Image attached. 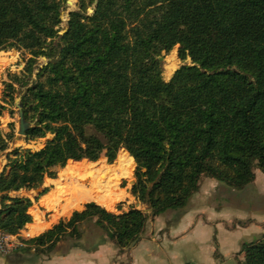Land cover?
<instances>
[{"label": "trees", "instance_id": "16d2710c", "mask_svg": "<svg viewBox=\"0 0 264 264\" xmlns=\"http://www.w3.org/2000/svg\"><path fill=\"white\" fill-rule=\"evenodd\" d=\"M67 1L0 0V52L18 48L32 56L26 80L13 75L6 84L11 103L14 84L26 88L25 140L56 133L38 151L7 154L0 231L20 236L33 222V201L11 192L40 189L63 168L60 179L78 178L86 164L81 176L122 168L98 167L103 157L136 164L131 194L150 213H113L114 201L100 206L109 198L97 192L69 219L37 237L21 236L22 250L48 256L89 229L124 252L150 219L186 208L203 178L243 191L256 181V169L264 173V0H98L95 7L96 0H78L61 34ZM176 46L191 65L167 82L163 57ZM39 57L50 62L30 83ZM12 138L0 136V154ZM43 204L57 208L55 200ZM35 220L32 236L47 227L37 211ZM240 253L238 264H264V239L244 243Z\"/></svg>", "mask_w": 264, "mask_h": 264}, {"label": "rangeland", "instance_id": "374dc122", "mask_svg": "<svg viewBox=\"0 0 264 264\" xmlns=\"http://www.w3.org/2000/svg\"><path fill=\"white\" fill-rule=\"evenodd\" d=\"M78 10V0H68L63 14H62V25H61V31L62 34L68 27V22L70 20V13L73 11ZM89 9V13H92L93 10ZM179 46H176L169 54H165L163 57V78L165 81H169L173 74L183 65H191V59L190 58H181L179 57ZM32 56L24 50H19L18 48L10 49L9 51H2L0 52V109L2 110V115L0 116V136H2L4 139H8V135H13V138L9 140V148L5 152L0 154V169L5 168L7 165V154L11 153L15 149L19 148L21 150H32V151H38L42 149L46 142L48 140H51L55 137L56 133H47L45 138L37 139L35 141H26L24 136L18 135V129H19V112H20V105H22L23 110V104L21 103V98L25 92L26 88H21L19 84H14V87L16 89L14 93V102L11 103L10 98L8 97L9 91L7 90L6 84L11 83V76L17 75L21 79L26 80V67L29 64L30 59ZM57 57L51 59V61L55 62L57 61ZM168 59V60H167ZM172 60V62H170ZM168 61V62H167ZM177 61V62H176ZM50 60L46 57H39L33 62V68L34 73L32 77H30V83L36 79V75L39 72L40 68L45 66L47 63H49ZM173 64L176 65L174 73L170 74L168 71L167 66H171ZM125 151V150H122ZM121 151V152H122ZM120 154V153H119ZM119 156V155H118ZM132 158V157H131ZM87 161V160H86ZM124 162H127L128 165L124 164ZM98 163V167L109 165H121L122 168L112 169L109 172H101V174L97 176H91L89 173H85L81 176L82 169L86 167V165L80 170L79 177L75 178L78 180L80 179H86L88 182L91 180L97 184V192H102L106 197H108V204L113 202L112 206V212L119 214L120 211H118V208L123 211H128L130 208L134 207L136 209L145 210L144 206L138 201L135 200L133 195L131 194V189L135 183V169L136 164L134 167L130 164L127 160L122 161H115L114 164H108L106 158H101L99 161L95 162ZM90 164V163H88ZM64 169V168H63ZM63 169L58 170L57 179L59 180ZM126 173V174H125ZM257 174V180L255 183L248 186L243 191H237L234 189H231L227 187L225 184L220 183L218 181L203 178L201 180V190L198 191V194L202 192L203 187L206 188L209 186L208 184L211 182H214L224 188L225 191L218 189V191L209 197L208 193H206L204 196H208L207 199L204 201L205 204L203 207L204 209V218L206 221L209 219L211 221H216L219 216L227 215L228 219L233 220L232 224L233 226H229L231 229L235 227H239L242 225L245 227L255 226L260 227L262 231L264 230V224L263 226H258V222L263 218L264 216V202L262 201L261 197V180L264 179V173H262L260 170L256 169ZM125 178L113 182L116 178L120 176H126ZM71 177H65L58 181V183L51 182L46 179L45 183L41 190H44L45 188H48L49 192L45 194L44 196H41L37 199V196L40 194H37L35 190L32 191H24L23 195H18L16 197H29L33 201V206L30 209V214L35 217V211L39 212L41 214V217L44 218L50 225V223L57 221L59 219H67L68 216L76 211V210H83L82 207L88 203H82L80 204L79 208L77 209H66L65 206L67 204V200L69 197V191L67 189L68 185L71 183L70 181ZM73 179V178H72ZM75 185L83 184V182H73ZM77 183V184H76ZM114 186L116 188H114ZM112 188V190H110ZM110 190V191H109ZM206 191V190H204ZM42 192V191H41ZM50 193H55V201L57 202V208L52 210H48L44 204L43 199L45 196H47ZM210 193V192H209ZM197 194V193H196ZM202 194V193H201ZM65 198V199H64ZM61 200V204H60ZM207 202V203H206ZM138 203V204H136ZM36 204V206H34ZM107 204V203H106ZM106 204L100 205V206H106ZM107 204V205H108ZM121 206V207H120ZM124 206L126 207V210L124 209ZM146 211V210H145ZM111 212V211H110ZM225 216V221L228 220ZM199 230L200 234L198 237L190 238V240H193L195 243L196 249H194L193 252H200L202 256L205 258H202V261H200L199 257L195 258V260H188L189 264H209L210 260H220L221 259V250L219 248L220 242H221V248L222 250H226L225 244L230 249V232H227V237H225L224 231L220 229H216L215 226L207 225L203 228H196ZM226 230V229H225ZM90 232L91 230H87ZM253 231H249L246 233L247 236L251 237L248 239V242L257 241L260 239H264V232L257 235H252ZM251 233V234H250ZM22 234V233H21ZM250 234V235H249ZM192 235H195L192 232ZM242 234L235 233L234 236L241 237ZM252 235V236H251ZM215 236V237H214ZM25 238H29L27 236H23ZM173 237V236H172ZM183 241H179V244H181ZM247 243V241H246ZM224 250V251H225ZM216 252V255L214 258L210 257L209 260H207V254L208 252ZM239 255V256H238ZM237 256L238 258L234 259V261L231 264H238L240 259H243V255L239 253Z\"/></svg>", "mask_w": 264, "mask_h": 264}, {"label": "crops", "instance_id": "0c3cea01", "mask_svg": "<svg viewBox=\"0 0 264 264\" xmlns=\"http://www.w3.org/2000/svg\"><path fill=\"white\" fill-rule=\"evenodd\" d=\"M2 171L3 169H0V173ZM48 180L51 182L52 179ZM52 182L55 183V181ZM208 185L209 186L206 188L203 187L202 194H198L197 192V194L191 198L186 208L181 210H171L159 217L150 219L141 240L124 252H121L113 243L103 240L104 237L94 231L93 233L88 232L85 234L80 241L59 242L55 250L48 256L38 252L34 248L30 250L20 249L9 254L0 253V264H189L188 260L190 259L195 260V258L198 257L200 261H202V258L205 259L200 252H193L196 247L195 243L193 240H190V238L198 237L200 234L199 230L196 228H203L209 224L215 226L216 229L224 231L226 238H228L227 232L231 233L229 238L231 245L230 249L225 244L226 250H222L220 242L219 248L222 251L221 259L210 260L209 264H231L235 258H238L242 245L246 243V241L248 242V239L251 238L247 236L246 233L253 231L252 235H257L264 232V230L262 231L259 229L260 227H245L243 225L242 227L239 226L231 229L228 227V224L229 226H233V220H229L227 215L219 216L216 221H211L210 219L209 221H206L203 219L205 209V207H203L205 204L204 201L208 197L204 195L208 193L211 198L218 189L225 191L224 188L214 182H211ZM260 185L262 190L260 195L264 202V179L261 180ZM96 190L94 191V195ZM110 190H112V188ZM24 191L25 190L11 192L10 196L16 197L18 195H23ZM54 194L55 193L48 194L43 200H55ZM93 201L94 196L91 202ZM34 206H36V204H34ZM144 207V209L150 213V209L146 206ZM83 208L84 206L82 209ZM124 209L126 210L125 206ZM225 216H227L226 218L228 220L225 221L224 219H219L220 217L224 218ZM70 217L71 216L69 215L67 219ZM41 220L43 221L41 225H47L45 229L35 236L30 235L31 227L36 225V220L33 216V222L28 224L26 229L22 231V236H27L29 238L37 237L60 221L59 219L49 225L44 218L41 217ZM258 224H260L258 226H263L264 216ZM192 232L195 235H192ZM235 233H240L242 235L237 238V236H234ZM180 240L183 241L181 244H179ZM215 256H217L215 251L208 252L207 260H209L210 257L214 258Z\"/></svg>", "mask_w": 264, "mask_h": 264}, {"label": "bare ground", "instance_id": "6f19581e", "mask_svg": "<svg viewBox=\"0 0 264 264\" xmlns=\"http://www.w3.org/2000/svg\"><path fill=\"white\" fill-rule=\"evenodd\" d=\"M170 62H172V60ZM167 67H168L167 69L170 74L174 73V70L176 67L175 64L172 63L171 66H167ZM58 181H55V184L58 183ZM70 181L71 183L67 187L69 191V197L67 200H65L67 201V204L65 206L66 209H70V210L77 209L79 208L80 204L85 203V202H91L93 200L94 191L96 190V184L92 180L88 182L84 178L78 179V180L70 178ZM76 181L83 182V184L75 185L73 182H76ZM114 188L116 187L114 186ZM60 204H61V200H60Z\"/></svg>", "mask_w": 264, "mask_h": 264}, {"label": "built area", "instance_id": "2783aa9c", "mask_svg": "<svg viewBox=\"0 0 264 264\" xmlns=\"http://www.w3.org/2000/svg\"><path fill=\"white\" fill-rule=\"evenodd\" d=\"M21 236L22 234L20 236L10 235L0 231V253L9 254L24 248L25 244L21 241Z\"/></svg>", "mask_w": 264, "mask_h": 264}, {"label": "water", "instance_id": "95a60500", "mask_svg": "<svg viewBox=\"0 0 264 264\" xmlns=\"http://www.w3.org/2000/svg\"><path fill=\"white\" fill-rule=\"evenodd\" d=\"M97 1H95L94 7L97 5ZM92 11V10H91ZM20 120H19V129H18V135L20 136H26L27 131L30 129L31 125L29 122L25 119L24 112L22 110V105H20V112H19ZM41 189H36L35 192L37 194L41 193Z\"/></svg>", "mask_w": 264, "mask_h": 264}]
</instances>
